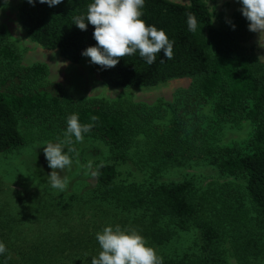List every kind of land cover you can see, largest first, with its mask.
<instances>
[{
    "label": "trees",
    "instance_id": "trees-1",
    "mask_svg": "<svg viewBox=\"0 0 264 264\" xmlns=\"http://www.w3.org/2000/svg\"><path fill=\"white\" fill-rule=\"evenodd\" d=\"M92 2L62 0L50 7L38 0L34 5L19 0L18 18L31 40L76 61L84 49L96 45L93 26L88 24L87 30H80L74 23L76 17L86 14ZM141 11L146 24L163 30L174 42L172 59H167L161 50L149 65L137 51L120 58L112 68L94 64L99 76L105 84L127 87L154 85L173 77L190 78L188 86L177 91L175 104H170L174 112L172 125L155 133V139L164 140L167 145L163 150L166 158H172L171 151L185 142L180 135L187 123V110L193 112L194 105L205 99H212V113L217 121L237 123L248 119L252 130L246 150L241 151L236 144L212 146L207 141L202 148L205 158L219 171L244 178L250 210L212 218L193 199L190 180L118 184L116 169L108 162L96 164L95 184L89 198L101 212L104 211L99 203L108 205L117 216L116 221L124 225L131 222V229L156 247L161 264H223L225 252L236 257L239 264H264V62L242 44L249 22L238 9L227 20L214 24L204 0H145ZM187 13L194 14L197 20L194 32L188 29ZM46 72L42 62L21 64L20 52L5 38L0 26V152L25 144L27 138L20 127L35 130L39 135L41 132L43 138L55 137L66 131L67 117L78 114L82 125H92L84 136L101 140L114 154L121 153L130 138L144 131L152 117L162 110L157 103L118 105L97 98L74 100L56 83L44 82ZM179 102L184 112L177 106ZM197 134L192 133L193 137ZM187 231L194 234L181 251H161L170 239ZM69 241L72 246L84 244L82 235ZM0 242L7 248V252L0 254V264H12L8 253L10 241L0 238ZM100 250L76 253L80 259L77 264H84L82 260L91 264V257ZM257 256L262 262L256 261ZM33 258L38 261L41 256L36 253ZM66 258L72 262L73 254L62 255L53 250V255L46 259L48 264H68ZM250 258L253 262L248 261Z\"/></svg>",
    "mask_w": 264,
    "mask_h": 264
},
{
    "label": "rangeland",
    "instance_id": "rangeland-1",
    "mask_svg": "<svg viewBox=\"0 0 264 264\" xmlns=\"http://www.w3.org/2000/svg\"><path fill=\"white\" fill-rule=\"evenodd\" d=\"M186 3L187 0H173ZM211 20L217 24L227 20L241 8L240 0H204ZM19 0H0V26L2 34L20 52V63L45 64L47 72L44 82L56 83L70 98H97L122 105L126 102L145 105L159 104L162 110L152 117L144 131L134 134L122 156L110 152L101 140L84 136L82 142L66 145L75 152H67L72 159L70 167L56 170L60 177L67 178L68 186L59 193L50 185L48 175L52 171L44 156V146L65 140L64 134L43 138L35 130L21 128L27 141L19 148L0 152V235L8 245L12 264H48L47 257L53 250L62 255L73 254L72 262L80 260L76 253L100 248L96 233L105 226L120 225L131 228L132 223L116 221L108 205L99 203L104 212L96 208L89 194L95 184V166L98 162L113 163L115 180L119 183L134 182L137 185L167 183L190 180L193 199L210 217L222 218L225 213H246L250 203L244 189V178L240 175L223 173L210 163L202 146L237 145L241 151L247 149L246 140L251 134L252 123L241 119L237 123L217 121L212 113V99H205L194 105L193 112L187 110V123L180 135L185 142L171 151L172 158L164 157L167 148L164 140L155 139L156 134L171 126L172 103L176 93L190 83L189 77H173L154 85L127 87L105 84L89 57L81 55L76 61H69L59 55L56 49L40 46L24 32L18 18ZM246 51H252L257 59L264 62V32L248 31L242 41ZM182 102L177 106L184 112ZM193 123V125L191 124ZM198 134L193 137L192 133ZM168 150V149H167ZM170 153V152H169ZM118 215V214H117ZM194 234V233H193ZM190 231L174 236L161 251L167 254L179 252L192 240ZM78 235L84 244L74 246L70 239ZM141 235V234H140ZM264 239V237H263ZM87 240V242H86ZM63 242V246L61 243ZM154 250L156 247L147 243ZM226 243L224 244V247ZM160 248H158L159 251ZM39 253L41 259L34 261ZM90 264L88 260H82ZM249 262H253L250 258ZM256 261L262 262L260 256ZM5 264H8L7 262ZM223 264H239V261L225 252Z\"/></svg>",
    "mask_w": 264,
    "mask_h": 264
},
{
    "label": "clouds",
    "instance_id": "clouds-1",
    "mask_svg": "<svg viewBox=\"0 0 264 264\" xmlns=\"http://www.w3.org/2000/svg\"><path fill=\"white\" fill-rule=\"evenodd\" d=\"M8 0H5L7 4ZM33 4L36 0H27ZM50 7L58 5L62 0H38ZM145 0H93L87 6L86 14L75 18V25L80 30H87L88 24L94 28L95 46H88L82 55L103 68L115 67L120 58L139 52L146 63L155 62L157 54L163 50L167 59L173 57V43L163 30L154 25H148L141 18V9ZM242 15L247 19L248 28L253 32H264V0H240ZM87 21V24L85 23ZM189 31H196L197 20L192 13H187ZM234 28L235 25H232ZM163 62V60H161ZM93 120L96 117H92ZM92 125L81 124L78 114L67 117V128L64 132L65 140L59 143H47L44 156L52 171L48 175L50 185L63 193L67 186V178H61L56 170L70 167L72 159L67 152H75L73 147L66 145L82 142L84 134L91 131ZM100 246L97 256L91 257V264H161L155 250L149 246L146 239L135 229L123 228L120 225L105 226L96 233ZM7 252L4 243L0 242V254Z\"/></svg>",
    "mask_w": 264,
    "mask_h": 264
}]
</instances>
